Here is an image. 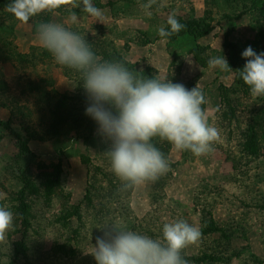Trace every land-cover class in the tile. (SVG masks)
<instances>
[{
	"label": "rangeland",
	"instance_id": "rangeland-1",
	"mask_svg": "<svg viewBox=\"0 0 264 264\" xmlns=\"http://www.w3.org/2000/svg\"><path fill=\"white\" fill-rule=\"evenodd\" d=\"M101 1L102 5L98 6L97 0H92L102 12L100 18L82 11L83 5H75L68 16L55 13L52 22L78 33L89 45L100 46L106 42L113 51L114 48L121 49V54L131 65L140 70H157L161 80L183 84L188 90L198 86L205 97L202 108L207 121L218 130L213 151L205 155L197 157L190 151H178L172 145L165 149L170 163L174 164L166 200L161 202L148 183L135 187L131 202L134 216L138 221L156 216L163 223L185 220L201 233L213 222L209 219L211 213L215 221L235 234L232 264H264V155L247 156L241 152L238 142L243 141L242 134L247 135V125L241 126L243 133H240L237 124L243 122L245 112L244 118L232 121L230 131L222 127L221 86L233 87L235 84L229 73L230 67L225 70L204 68L196 60L200 52V56L208 60L224 57L230 64L234 57H243L242 53L249 46L257 54L262 53L264 44L257 34L255 19L252 15L241 14L224 0H218L215 5L207 0H162L157 8L147 9L142 0ZM173 15L180 23L182 20L196 22L193 33L181 35L185 33L183 28L170 37L159 36V28L170 30L167 21ZM205 23L212 28L208 35H202ZM31 48H42L31 25L20 24L10 34L0 28V102L17 95L24 111L38 123L48 120L44 106L46 96L51 95L55 102L61 95L67 96L71 104H77L82 94L70 80L66 66L37 61L34 67H18L19 55H29ZM99 60L103 61V58ZM253 98L254 101L248 103L264 110V100L259 96ZM10 118L8 110L0 108V207L14 214L13 226L0 238V244L8 246L11 235L12 245L16 247L23 234L21 226L26 214L29 213V217L47 215L49 219L64 214L62 199L47 195L42 187L55 180V171L40 165L59 164L63 172L61 183L71 194V203L81 205L88 187L87 167L82 158L87 156L97 162L102 156L99 135L104 136L100 128L89 141L65 131L53 141L26 145L11 136ZM262 118L260 115L259 119ZM16 131L21 132L19 128ZM24 177L38 185L39 191L28 188L21 193L25 190ZM84 210L85 233L79 251L81 259L75 256L76 262L83 261L86 254L94 253L97 238H94L96 241L91 238L100 228L95 219L98 209L90 206ZM112 210L111 207L109 212L114 213ZM122 223L119 217L113 221L115 226ZM111 226L104 222L101 228ZM98 238H105V234ZM55 244L56 229L47 227L36 246L51 251ZM200 247L199 238L187 247L189 255L198 253ZM34 264L43 263L36 261Z\"/></svg>",
	"mask_w": 264,
	"mask_h": 264
},
{
	"label": "clouds",
	"instance_id": "clouds-1",
	"mask_svg": "<svg viewBox=\"0 0 264 264\" xmlns=\"http://www.w3.org/2000/svg\"><path fill=\"white\" fill-rule=\"evenodd\" d=\"M155 2L149 0L145 8ZM70 3L71 0H13L7 8L17 20L27 23L43 12H55ZM82 4V11L90 16H102L92 0H82ZM167 23L170 30L159 28V36L170 37L185 27L174 15ZM37 34L40 45L57 64L80 73L91 99L86 114L112 141L107 152L111 170L125 189L154 183L167 172L164 154L152 143L156 137L197 157L213 151L218 130L207 121L202 108L205 97L198 86L188 90L183 84L159 78H139L119 62L100 61L84 37L61 24L39 23ZM242 56L247 61L240 73L244 83L253 97L264 96V53L257 54L249 46ZM208 66L225 70L229 65L224 57H213ZM13 221V212L0 207V238L12 228ZM115 229V235L105 233L107 239L97 238L92 253L97 264H188L182 251L201 235L185 220L165 223L162 241Z\"/></svg>",
	"mask_w": 264,
	"mask_h": 264
},
{
	"label": "trees",
	"instance_id": "trees-1",
	"mask_svg": "<svg viewBox=\"0 0 264 264\" xmlns=\"http://www.w3.org/2000/svg\"><path fill=\"white\" fill-rule=\"evenodd\" d=\"M142 1L145 5L149 4V0ZM160 1L162 0H156L151 7L157 8L160 5ZM207 1L215 5L218 0ZM224 1L228 6L236 7L241 14L253 16L257 25V34L264 44V0ZM12 2L13 0H0V28L5 29L6 33L9 34L11 31L16 30L20 24L31 25L33 31L37 32V25L42 22H52L55 13L61 16H68L72 13V7L83 5L82 0H71L70 4L62 6L55 10V12H43L31 18L27 23H23L17 20L13 13L8 11L7 6ZM96 5L101 6L102 1L100 0L99 2L97 0ZM181 23L185 26V33H181V35L193 33L196 22L193 24V22L188 23L182 20ZM201 30L202 35H208L207 33H211L212 28H210L208 23H205V28ZM141 43L148 44L147 41H141ZM89 46L98 59L103 58V61L119 62L139 78H159L157 70L152 68L138 69L136 65H131V62L121 54V49L114 48L115 51H113L109 43L103 42L100 46L92 44ZM262 53H264V47ZM19 56L18 67H34L33 65L37 61L42 64L59 66L54 61L51 53L43 47L31 48L29 55ZM196 60L200 66L204 68L208 66V58L200 56V52L196 55ZM246 62L245 58L237 56L228 64L230 67L229 73L233 77L232 79L235 84L233 87L221 86L223 100L222 127L228 131L231 128L232 121L236 122L239 118H244L245 112L246 117L241 122L242 124H237V131L239 128L240 133H243L241 126L246 127L247 125V135L242 134L243 141L239 140L238 145L241 147V152L247 156H261V154L264 155V110L258 107V105L255 106L253 103H248L250 100L254 101V98L251 95L249 86L244 83L240 75ZM69 71L70 80L77 85V91L82 94V99L77 104H71L67 96L61 95L60 100L56 102L53 100V97H50L51 95L46 96L44 102L45 109L48 112V120L46 121L36 123L32 116L24 111V106L17 95L8 98L4 103L0 102V108L7 109L10 114L12 137H16L19 141L28 145L31 142L53 141L61 137L65 131L76 134L78 139L88 141L96 134L100 126L96 120L86 114V109L90 106L91 99L83 88L82 77L75 70L69 69ZM259 99L264 100V96H259ZM113 112L115 114L114 110ZM260 115L263 117L262 120L259 119ZM16 128H19L21 132L18 133ZM99 139L102 156L98 161L96 162L87 156H83L82 158V162L86 165L88 173V187L86 189V196L82 202L83 205H73L71 203V194L65 191L61 183L63 172L59 164L51 166L47 164L40 165L41 168L52 167L55 171V180L45 185L42 184V187L47 195L57 196L62 199L64 214L53 216L50 219L47 215H31L29 217V213L26 214L21 226L23 234L18 245L13 247V236L11 235L8 246L0 244V264H34L36 261L43 264H97L93 254H90V256L86 254L85 259L81 262L73 260L75 256L78 260L81 259L79 251H81L83 235L85 233H83V224H85L83 212L85 211L84 209L90 206L98 209L95 219L100 225V228L95 231L97 234L92 235V241H96L94 238L101 237L105 233L115 235L117 230L112 224L118 217L123 223L116 226L117 228L134 231L162 241L163 225L165 223L161 222L160 217L156 218V216L153 219L149 218V220L145 219L141 221H138L134 216L131 208L132 191L134 188L125 189L122 186V182L111 170L110 158L107 152L112 147V141L106 137H101V135H99ZM152 143L164 154L169 165L167 172L156 182H148L151 191L159 197L161 202H164L166 200L165 193L167 192L170 180L171 168L174 165L170 163L169 157L165 152L167 147L170 149L171 144L165 140H160L158 137L154 138ZM17 162L19 163L20 159L16 160ZM24 178L25 181L22 183L25 185V190H22L21 193L25 192L28 188L39 191L38 185L32 184L28 178ZM19 200L22 201L21 198ZM111 207L114 213L109 212ZM262 208L264 209V205ZM209 219H213V222L206 225V229L201 231V247L199 252L189 255L190 253L185 248L182 251L183 258L188 261V264H232V242L235 239V234L230 233L217 220L215 221L211 213L209 214ZM104 222L112 226L102 230L101 227L104 225ZM47 227L56 229V244L51 251H45L41 247L38 248L36 246ZM105 238L108 237L105 236Z\"/></svg>",
	"mask_w": 264,
	"mask_h": 264
}]
</instances>
